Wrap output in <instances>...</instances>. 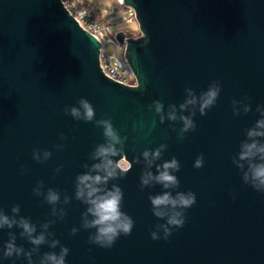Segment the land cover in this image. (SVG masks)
I'll use <instances>...</instances> for the list:
<instances>
[{
  "label": "water",
  "instance_id": "water-1",
  "mask_svg": "<svg viewBox=\"0 0 264 264\" xmlns=\"http://www.w3.org/2000/svg\"><path fill=\"white\" fill-rule=\"evenodd\" d=\"M132 9L140 36L116 35L137 85L129 87L105 76L100 65L101 42L82 28L62 0H0V209L39 224L56 222L49 231L69 248L66 264H264V193L243 183L232 163L264 104V0H123ZM221 82L215 106L194 117L195 131L177 139L181 122L165 120L149 105L185 99V87L197 95L209 84ZM251 97L248 114L234 116L232 100ZM86 98L96 119L110 118L125 139L124 154L132 169L112 181L122 188V211L135 221L128 236L109 248L89 242L95 229L81 227L86 205L74 198L76 176L91 164L89 154L104 143L103 129L95 122L66 115V106ZM187 115L188 113H184ZM175 128L176 131L172 129ZM61 134L65 139L61 140ZM167 144L161 160L176 157L181 169L178 191H192L196 203L185 212V224L167 240H153L150 232L165 223L152 213L148 196L163 191L160 185L140 188L143 164L134 157L146 148ZM63 144V150L55 146ZM33 149L52 152L37 163ZM204 166L193 167L200 154ZM115 159H119L116 157ZM62 166V167H61ZM61 167L57 174L55 169ZM155 172V167L152 169ZM43 191L56 189L73 197L63 220L51 215L43 197L34 196L37 181ZM175 194V193H173ZM235 197V199H233ZM79 229L75 235L70 231ZM9 231L16 244L30 250L18 228L0 230V264H27L3 258ZM162 236V233H161ZM47 244L40 253L59 252ZM38 264V256H33Z\"/></svg>",
  "mask_w": 264,
  "mask_h": 264
},
{
  "label": "clouds",
  "instance_id": "clouds-1",
  "mask_svg": "<svg viewBox=\"0 0 264 264\" xmlns=\"http://www.w3.org/2000/svg\"><path fill=\"white\" fill-rule=\"evenodd\" d=\"M221 90V82L213 80L207 90L200 92L199 95L193 88L185 87L184 101L179 105L169 104L167 111L160 100H154L149 108L154 109L161 124L165 120L181 122L182 127L177 132V139L182 140L185 134L195 131L197 125L194 117L197 112L200 116H206L207 112L215 106ZM251 99L245 96L242 100H232L233 115L240 116L252 111ZM76 104L78 106H66L65 114L77 121H94L96 127L103 129L105 142L98 144L89 154L88 159L93 162L82 165L85 171L76 176L74 198L86 205L85 211L81 214V227L85 230L95 229L89 235V242L109 249L121 235H130L135 224L133 218L122 211L124 199L122 188L116 183H111L109 187L110 182L123 179L132 169L133 163L129 162L124 154L126 138L120 136L119 130L114 127L111 119H96L95 109L86 98L81 97ZM255 111L259 113L260 118L252 127L245 130V139L240 142L239 151L231 159L236 168L240 170L243 183L257 192L264 193V104H257ZM172 130L176 131L175 128ZM60 139H65L63 134ZM55 147L63 150L65 145L57 144ZM166 149L167 144L162 143L155 149L146 148L139 156L134 157L136 164H143L140 175L141 190L155 185H160L163 189L159 194L148 196L153 215L165 221V223L157 224L156 230L150 232L153 240L161 238L167 240L173 229L182 228L185 224L186 210L196 203L194 192L178 191L180 180L175 175L181 169L178 159L172 157L170 160L157 163ZM51 156L52 152L48 150L33 149L32 152V159L37 163H44ZM116 157L119 159H115ZM203 166L204 155L201 153L195 159L193 167L200 169ZM61 167H57L55 173L58 174ZM153 167H155V172L152 171ZM44 187L42 180L37 181L32 189L34 196L43 197L44 203L51 206V215L63 220L67 215L66 208L57 207V205H68L73 197L65 194L61 200L58 190L48 188L45 192ZM20 210L19 204L12 206V215L0 209V230L5 228L11 230L14 227L20 229V238L26 239L33 247L26 251L23 246H18L16 234L9 231V239L4 244L2 257L20 258L23 256L27 264H34L33 256L37 255L38 264H66L69 248L53 238L55 233L49 231L56 221L49 220L39 224L40 231L38 232L37 224L33 223L30 218L20 216ZM78 231V228L73 227L70 234L75 235ZM45 244L52 249L59 247L60 250L58 253L53 251L39 255L40 246Z\"/></svg>",
  "mask_w": 264,
  "mask_h": 264
},
{
  "label": "rangeland",
  "instance_id": "rangeland-1",
  "mask_svg": "<svg viewBox=\"0 0 264 264\" xmlns=\"http://www.w3.org/2000/svg\"><path fill=\"white\" fill-rule=\"evenodd\" d=\"M72 1L75 2L76 7L83 8L91 17L97 18L99 28L103 33L102 39L108 56L121 58L123 47H121L116 40L117 33L124 32L132 34L135 38L140 36V27L137 20L131 23L124 22L125 18L129 17V11L132 9H128L125 5H121L118 0ZM107 25L110 26L109 32L105 30V26Z\"/></svg>",
  "mask_w": 264,
  "mask_h": 264
},
{
  "label": "built area",
  "instance_id": "built-area-1",
  "mask_svg": "<svg viewBox=\"0 0 264 264\" xmlns=\"http://www.w3.org/2000/svg\"><path fill=\"white\" fill-rule=\"evenodd\" d=\"M64 6L67 10L72 14V16L77 20V22L82 26L84 30L92 34L101 42V50H100V65L106 77L117 81L121 84H124L129 87H134L137 85V80L132 72L128 60L125 56V45L120 46L123 47V52L121 54V58H115L108 56L105 51L104 42H103V33L99 28V24L97 18L91 17L86 10L83 8L76 7L75 2L72 0H62ZM121 5H124L123 0H118ZM129 9V8H128ZM136 20L135 13L130 10L129 17L125 18L124 22H134ZM105 30L107 32L110 31V26H105ZM126 37H133L132 34L125 33Z\"/></svg>",
  "mask_w": 264,
  "mask_h": 264
},
{
  "label": "trees",
  "instance_id": "trees-1",
  "mask_svg": "<svg viewBox=\"0 0 264 264\" xmlns=\"http://www.w3.org/2000/svg\"><path fill=\"white\" fill-rule=\"evenodd\" d=\"M92 5V4H91ZM92 7H93V5H92ZM94 8V7H93Z\"/></svg>",
  "mask_w": 264,
  "mask_h": 264
}]
</instances>
